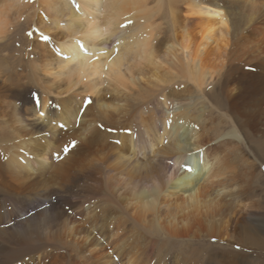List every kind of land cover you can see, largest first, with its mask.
<instances>
[{"label":"bare ground","instance_id":"1","mask_svg":"<svg viewBox=\"0 0 264 264\" xmlns=\"http://www.w3.org/2000/svg\"><path fill=\"white\" fill-rule=\"evenodd\" d=\"M77 3L80 11L69 0H0V264H49L47 243L62 253L53 264H69L68 249L81 259L83 248L91 255L81 264H151L141 232L218 236L247 205L248 178L235 173L238 161L247 163L239 141L257 150L264 140V0ZM130 13H145L148 23L118 31ZM160 20L172 32L163 39L154 34ZM102 24L109 35L103 53L80 52L78 39L98 50ZM19 30L28 44L6 76L3 50ZM117 37V47H104ZM169 81L180 91L146 105L152 86L162 92ZM86 96L94 103L81 112ZM196 96L201 101L190 105ZM197 105L201 115L194 116ZM214 109L229 126L214 131L227 137L223 146L212 144L202 118ZM254 137L260 143L253 145ZM243 215L236 225L247 229ZM256 215L263 232L264 216ZM103 239L109 255L99 254Z\"/></svg>","mask_w":264,"mask_h":264},{"label":"rangeland","instance_id":"2","mask_svg":"<svg viewBox=\"0 0 264 264\" xmlns=\"http://www.w3.org/2000/svg\"><path fill=\"white\" fill-rule=\"evenodd\" d=\"M69 1H71V0H69ZM187 1L188 0H182V2H185V3ZM204 1H209V0H204ZM138 14L136 15V13H130V14L125 15L123 17L125 19L122 20L123 23H125L127 20H131L132 23L130 25H128V27H131V25H133L132 27H134V28L144 27L146 25V23H148L147 18H146V14L145 13H143V14L138 13ZM136 16H138L137 17L138 19L136 18ZM134 17H135V19H134ZM155 22H157V19L155 20ZM158 22H160V25L158 26L157 30L154 32V34H155V33H158L160 31V33L157 37L158 39H163L164 37H166L172 33L171 30L169 29V27H168L169 25L167 23H165L164 21H161V20ZM162 23H163V25H162ZM120 25H121V23H117L115 25L118 28V31H119ZM165 26H166V28H165ZM102 27H103L104 31H103V35L101 36V38L99 40V42H101V43H99L95 47L98 50H94V51L89 50L90 53H103L101 51V48H103L102 40L108 38L109 35L106 34V29H105V26L103 24H102ZM111 31L113 32V29ZM25 32H26L25 30L24 31L19 30L18 32H16L14 34V36L12 37V39L8 42L7 46L4 48L5 50H3V53L7 54V56H8L7 59H5V60H7V62L3 63L4 68H6V70L4 71L5 72L4 75H6V76L15 72L16 68L18 67L17 63L19 61L17 59V57L20 56L19 54H24V52L26 50L28 40H26ZM126 35H127V30H126ZM116 45H117L116 39L113 38L111 40V42L106 44L104 47L106 49H109V48L112 49L113 47H117ZM106 46H108V47H106ZM0 58H2V57H0ZM163 66L166 68H169V63L163 64ZM152 68H153V65L145 67L146 72H147V76H150V74L153 73ZM172 72H173V70H172ZM161 74H164V72H160V75ZM169 77H171V75H169ZM175 80H180V78H176ZM159 83H160V85L165 86V83H162V82H159ZM170 84H172V86L167 88V86ZM178 85L179 84H175V82L169 81L166 83V87L164 88L165 90H163L164 92L163 91L159 92V87L153 85L152 86V88H153L152 89V97L148 102H145V104L146 105H149L150 103L153 104V100L156 101V100H158L159 97H162V95H161L162 93L174 94L175 90H178V92H179L180 89L178 88ZM181 92H182V94L186 93L187 88H184L183 90H181ZM194 94H195V92H194ZM199 101H201L200 96H198V97L196 96V98L189 100L190 105H193ZM199 107H200V105L195 106V109L197 111H195L193 109L192 115H194V116L201 115V113L198 112ZM154 109H155V107H154ZM55 110L60 113L61 108L56 107ZM59 113L56 112V114H59ZM199 117H201V116H199ZM202 118L207 119V120L202 119V121L205 120L204 124L210 128L211 133H213L215 136L213 138L212 144H214L216 146H223L221 144L226 142L225 139L227 140V137H225V139H223V138L219 137V134H215L214 131L217 132V129H221L224 127L223 133H225L229 129V126L227 125L225 118L222 117L220 115V112H218V110L216 111L215 109L211 110L210 112L206 111L205 115L202 116ZM61 123L62 122H59L58 125H60ZM112 129H114V128H112ZM204 129H205V126H203L202 130L204 131V137L207 138V134L209 132L207 130H204ZM262 129H264V128H262ZM133 132L135 134V131H133ZM262 133H264V131H262ZM134 139L139 140V139H144V137L143 136H140V137L134 136ZM253 139H257L258 141H256V140L253 141ZM251 141H253V145L260 143L259 142L260 140L258 137L252 138ZM239 143H241V146H240L241 151L240 152H243L242 154L246 155V156H244V160L247 163L238 161L237 164L239 166V168H238L239 170L237 169L235 173L239 179L248 178V180H246L247 182H249V183H247V188L245 187V189L242 190V191H244V194L246 196L245 200H244L245 201L244 203L247 204L246 207L245 206L239 207L237 212H235L233 214L232 219L230 220L229 223H227L226 225L222 223V226H220V229L222 231L218 236H213V237L207 236L206 237L205 233H201L200 236L199 235H197V236L190 235V236H184L185 237L184 238V237H177L175 235H168L167 236V234L166 235L162 234L163 236H161V235L156 234L157 232L152 233V231L148 232V233L144 232L145 234L143 232H141V234L145 236L146 240H148L149 243H151V244H148V246H147L148 251H147V257H146L147 259H145L146 261L148 260L149 263H151V264H153L154 262H155L154 264H156V263H158V261H159L158 264H161V263L162 264H198V263L199 264H264V230L262 232V230H260L258 228V226H256L257 224H255V218H256L255 215L256 214L264 216V140L260 143L259 146H255V147H257V150L248 148V145H245L243 140H240ZM165 144H167V143H165ZM165 144L158 145V146L163 147ZM155 148H157V146ZM212 148H214V147H212ZM57 153L58 152H54L53 156L57 157L56 156ZM168 155L169 154H167V156ZM164 162H165L164 166L166 167L167 172H168V170H170V171L173 170L172 162L168 157L166 160H164ZM82 184H83V182H80L78 185L80 186ZM249 201L251 204L247 203ZM249 205H251V207H249ZM242 214H244V215L241 217L240 220H242V222L249 225V227L247 229H243L241 227V222L237 223V225H236V221L238 220V218ZM258 215H256V216H258ZM224 226H227V227L224 228ZM235 226H236V228H235ZM147 234H149V236H152V237H148ZM95 235H97V234L94 233V236ZM79 236H77L76 239L77 240L79 239V241H80V240H82L83 237H82V235H79ZM156 241H158L159 243H157ZM161 241L163 242V244ZM169 243H170V245H169ZM171 244H172V246H171ZM155 245H156V247H155ZM165 245H166V247H165ZM237 245L239 247H237ZM151 246H152V248H151ZM161 246H163V248ZM56 247H57V245H55L53 243H47V246H45L42 249L44 253L48 252V251L50 252L47 259L49 260L50 258H52V262H53L54 257L56 255L62 254L58 250V248H56ZM101 247L102 248L100 249L99 254L106 253V255L107 254L109 255V252L112 250V246L108 243V240H106V239L101 240ZM155 249L159 252H157ZM151 252H153L154 254ZM160 252H162V254H160ZM74 254H76V252H74L71 249L70 250L68 249V263L69 264H73V263L81 264L84 261L83 258H90V255H91L89 253V250H85L84 248L82 249V252H81L83 258L81 256V259L80 258L77 259L76 257H78V255H74ZM160 256H164V257H162L163 259L161 258L164 262L161 261ZM237 256H240L241 258L236 259V261L234 262V260H235L234 258H236ZM23 258H25V257H23ZM71 258H72V260H71ZM105 258L107 259V257H105ZM69 260H70V262H69ZM52 262L50 263V261H49V264H53ZM147 262H145V263H147ZM22 263L23 264H30L29 262H22ZM60 263H62V262H60ZM63 264H65V263L63 262Z\"/></svg>","mask_w":264,"mask_h":264},{"label":"snow or ice","instance_id":"3","mask_svg":"<svg viewBox=\"0 0 264 264\" xmlns=\"http://www.w3.org/2000/svg\"><path fill=\"white\" fill-rule=\"evenodd\" d=\"M71 3H72L73 6L75 7L76 11H80V10H81V4H80V3H77V0H71ZM87 6H88V5H85V7H87ZM131 23H132L131 20H127L124 24H121L120 27H121V28H125V27H127L128 25H130ZM27 35L31 36V35H33V32L29 31V32L27 33ZM41 35H42V39H43L45 42H48V41H50V40L52 39V37H50V36L43 35V34H41ZM119 42H120V41H119V38L117 37V38H116V43L118 44ZM76 45H77L78 50H79L80 52H83V53H85V54H91V53H89V48L86 46V44L84 43L83 40H79V39L76 40ZM114 50H115L117 53H119V51H120L119 48H115ZM56 51L59 52V53L63 56L64 59H69V58H70L69 56L64 55L63 52H61L60 49H56ZM93 103H94L93 98H92L91 96H86V97L83 99V107L81 108V112H83L87 107L91 106ZM36 104H37L38 107L40 106V101H39V98H38V97L36 98ZM44 115H45V114H44L43 112L40 113V117H44ZM59 127H60L61 129H64V128L66 127V124L61 123V124L59 125ZM101 127H102V125H101ZM113 131H114V129H113ZM125 131L130 132L131 130H130V129H126ZM76 143H77V142H76L75 140H73V141L70 142V144H66V145L64 146V148H63V151H64L65 153H67V152L70 150V147H75V146H76ZM117 143H119V141H117ZM56 156H57V158H59V153H57ZM184 167L186 168L187 171H189V172L192 171V169H191L190 166H188V165H184ZM237 247H239V246L237 245Z\"/></svg>","mask_w":264,"mask_h":264}]
</instances>
